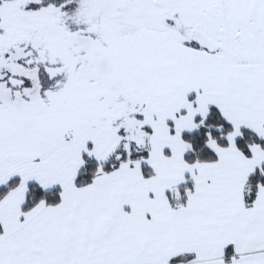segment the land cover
Segmentation results:
<instances>
[{
    "label": "snow or ice",
    "instance_id": "6c2138e0",
    "mask_svg": "<svg viewBox=\"0 0 264 264\" xmlns=\"http://www.w3.org/2000/svg\"><path fill=\"white\" fill-rule=\"evenodd\" d=\"M0 264H264V0H0Z\"/></svg>",
    "mask_w": 264,
    "mask_h": 264
}]
</instances>
